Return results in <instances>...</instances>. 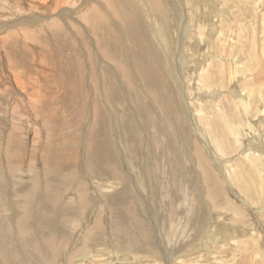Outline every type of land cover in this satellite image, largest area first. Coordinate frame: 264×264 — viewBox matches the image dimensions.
<instances>
[{
    "label": "rangeland",
    "instance_id": "1",
    "mask_svg": "<svg viewBox=\"0 0 264 264\" xmlns=\"http://www.w3.org/2000/svg\"><path fill=\"white\" fill-rule=\"evenodd\" d=\"M0 264H264V0H0Z\"/></svg>",
    "mask_w": 264,
    "mask_h": 264
},
{
    "label": "bare ground",
    "instance_id": "2",
    "mask_svg": "<svg viewBox=\"0 0 264 264\" xmlns=\"http://www.w3.org/2000/svg\"><path fill=\"white\" fill-rule=\"evenodd\" d=\"M135 1V0H134ZM135 3V2H134ZM160 10V9H159ZM126 17V16H125ZM96 20H98V19H96ZM100 21V20H99ZM102 21V20H101ZM92 23V22H91ZM95 23V22H94ZM100 23V22H99ZM27 38V37H26ZM227 234V233H226ZM208 235V233L206 234V236ZM205 236V235H204ZM205 236V237H206ZM204 238V237H203Z\"/></svg>",
    "mask_w": 264,
    "mask_h": 264
}]
</instances>
